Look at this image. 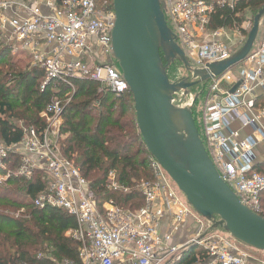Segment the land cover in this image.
I'll use <instances>...</instances> for the list:
<instances>
[{
    "label": "built area",
    "instance_id": "built-area-1",
    "mask_svg": "<svg viewBox=\"0 0 264 264\" xmlns=\"http://www.w3.org/2000/svg\"><path fill=\"white\" fill-rule=\"evenodd\" d=\"M238 1L164 0L169 27L193 67L206 68L234 53L231 42L221 35L226 27L210 29L209 20L216 8H233ZM114 21L107 0L100 4L96 0H0V44L12 48L19 44L28 52L44 71L41 89L51 82L56 92L65 89L39 111L40 126L21 128L17 142L0 140V172H5L0 182L10 174L24 182L40 180L43 187L33 204L64 210L75 218L76 227L65 234L79 242L80 264L171 263L191 245L204 250L207 264H264L229 234H209L215 229L213 223L182 197L152 156L155 179L138 185L143 204L124 209L112 199L99 206L90 182L62 155L57 140L63 135V110L75 90L70 78L99 80L98 90L116 95L128 89L112 53ZM237 29L243 27L229 28L239 34L242 30ZM241 63L237 71L233 70L236 64L207 79L204 91L209 99L200 137L222 179L243 204L259 213L264 169L256 167L253 150L264 145V101L258 98V90L264 89V43L251 49ZM244 128L252 132L241 136ZM16 163V171H10ZM106 188L129 190L117 181L115 171L108 173Z\"/></svg>",
    "mask_w": 264,
    "mask_h": 264
},
{
    "label": "trees",
    "instance_id": "trees-1",
    "mask_svg": "<svg viewBox=\"0 0 264 264\" xmlns=\"http://www.w3.org/2000/svg\"><path fill=\"white\" fill-rule=\"evenodd\" d=\"M96 1L99 4L102 0ZM107 1L112 8L113 0ZM263 5L264 0H240L233 8H216L210 15L209 28H242L244 22L253 21ZM248 12L252 13V19L246 16ZM11 52V46L0 44V140L6 144L22 137V129L9 117L26 115L29 122L40 126L39 111L65 90L56 92L53 82L41 89L44 71L31 65V60L21 64L11 58ZM175 62L182 63L175 60L166 65L170 81L167 70ZM27 79L35 89L31 90V96L38 94V101L22 97L21 86ZM70 80L75 90L63 110L62 155L71 159L90 182L99 206L112 199L124 209L140 207L143 200L138 185L154 180L155 176L151 155L137 126L132 93L129 89L117 95L98 90L100 81L90 77ZM176 95L173 103L180 106ZM191 109L201 134L204 113L196 115L193 106ZM110 171L116 172L117 181L129 188L128 192L107 190ZM18 183L12 174L0 183V264H63L66 260L80 264L79 242L65 235L69 228L76 227L75 218L64 210L34 206V199L43 187L39 179ZM260 202L259 215L264 217V191L260 193ZM206 260L204 250L191 245L181 251L178 260L165 264H207Z\"/></svg>",
    "mask_w": 264,
    "mask_h": 264
},
{
    "label": "water",
    "instance_id": "water-1",
    "mask_svg": "<svg viewBox=\"0 0 264 264\" xmlns=\"http://www.w3.org/2000/svg\"><path fill=\"white\" fill-rule=\"evenodd\" d=\"M164 9V0H113L112 53L133 95L139 132L150 155L198 214L214 228L221 227L239 242L264 252V217L243 204L220 176L200 137L191 106L173 103L177 92L186 93L245 60L256 39L264 5L238 50L206 68L195 69L176 42ZM175 60L191 70L195 80L171 82L166 65Z\"/></svg>",
    "mask_w": 264,
    "mask_h": 264
},
{
    "label": "rangeland",
    "instance_id": "rangeland-1",
    "mask_svg": "<svg viewBox=\"0 0 264 264\" xmlns=\"http://www.w3.org/2000/svg\"><path fill=\"white\" fill-rule=\"evenodd\" d=\"M246 16H248V18H251V19L253 17L251 12H248L246 14ZM165 18L168 21L167 23L169 25L170 24V21H169L170 20V16H169L168 13H165ZM243 24H242V26L244 28H243L242 31L239 30V29L236 30L238 32L241 31L238 35L235 34V31L229 30V28H226L224 31H222L221 35L223 36V38L227 39L228 41L231 42V44L233 46V48H232L233 52L238 50L243 45V43L245 42L246 37L248 35V32H249V30L251 28V25H252V21H249V23H243ZM11 54H12L11 58L15 57V59L17 61L22 62L21 64H24V63L26 64L29 60H31V65H33V66L35 65L34 62H33V58L28 54L27 51L23 50L20 47L19 44H18V47L13 46ZM116 63H117L118 69L120 70V67H119V64H118L117 60H116ZM1 66H3V64H1ZM167 71H168L169 75L172 78L171 82L176 81L178 79H181L182 77H185L188 80H192V75L185 69V67L182 65V63H179V62L173 63L172 66L168 67ZM207 84H208V81L206 80L204 82H201L199 85H196L194 87L188 88L185 95H184L183 91L177 92V95L176 94L175 95H176L177 100H179L181 102L180 106H193V109L195 110L194 113L196 115H197L198 112L201 113V111H202V114H203L204 113V109H205L204 107L207 104L209 97H208V95H206L207 94L206 92H202L201 93L200 89H202L204 86L206 87ZM74 89H75V86H74ZM31 90L35 91L34 85H33V83H31L30 79H27L25 81V83L21 86L22 97H30L33 100L35 98H37V101H38L39 100L38 94L33 93L32 96H31ZM194 98H196L195 101H194ZM200 113H198V114L200 115ZM38 118H39V113H38ZM9 121L13 122L15 124V126H19L22 129L30 128V127H36V125H34L33 122H31V121L29 122V120L26 119V115H25V118H24L23 115L17 114L14 117H9ZM64 138H65L64 134L58 138L57 141H58V144L60 146H61L62 140ZM201 138H203L202 135H201ZM51 140L54 141L55 138L53 137ZM16 166H17V163L13 164L10 167L9 170L12 171V172L16 171ZM3 175H5V172H0V177L3 176ZM12 176H14V174H12ZM15 178L19 182L18 184H20V180H22V178L21 179L19 177H15ZM23 182L24 181L22 180V183ZM181 195L185 199V196H184V194L182 192H181ZM260 204H261V202H260ZM260 211H261V206H260ZM208 233L212 234V235H214V234H222V233L228 235V233L221 227H217V228L209 231ZM243 245L250 252H254V253L255 252L256 253L257 252L258 253L262 252V251L254 249V248H252L250 246H247L245 244H243ZM193 246H195V245H193ZM198 264H200V263H198Z\"/></svg>",
    "mask_w": 264,
    "mask_h": 264
},
{
    "label": "crops",
    "instance_id": "crops-1",
    "mask_svg": "<svg viewBox=\"0 0 264 264\" xmlns=\"http://www.w3.org/2000/svg\"><path fill=\"white\" fill-rule=\"evenodd\" d=\"M244 23H249V21L244 22ZM263 43H264V15L260 19L259 30H258L256 39H255V41L253 43V47L254 48L252 47V49L258 48ZM242 65H243L242 63L241 64H237L236 66L233 67V70L237 71V69H239ZM258 98H259V101H261V102L264 101V89H259L258 90ZM251 132H252V129L244 128L242 130V135L241 136H246V135L250 134ZM253 151H254V155L256 156V167L258 169H260V170L261 169L263 170L264 169V145H260V146L255 147ZM182 236H183V233L180 234V238H183ZM252 253H254V252H252ZM254 254L257 255L258 257H261L262 259H264V252L263 251L260 252V253H258V252L256 253L255 252Z\"/></svg>",
    "mask_w": 264,
    "mask_h": 264
},
{
    "label": "flooded vegetation",
    "instance_id": "flooded-vegetation-1",
    "mask_svg": "<svg viewBox=\"0 0 264 264\" xmlns=\"http://www.w3.org/2000/svg\"><path fill=\"white\" fill-rule=\"evenodd\" d=\"M191 68H192V69H195V67H193L192 64H191ZM186 70H187V69H186ZM187 71L192 75L191 70H187ZM182 78H185V77H182ZM193 80H195V79L192 78V80H189V81H193ZM203 82H204V81H203ZM200 83H201V82H200ZM200 83H199V84H200ZM199 84H198V85H199ZM195 86H196V85H195ZM204 90H205V86H204L202 89H200V92L202 93V92H204ZM183 92H184V91H183ZM176 94H177V93H176ZM185 94H186V93L184 92V95H185ZM194 101H195V100H194Z\"/></svg>",
    "mask_w": 264,
    "mask_h": 264
}]
</instances>
